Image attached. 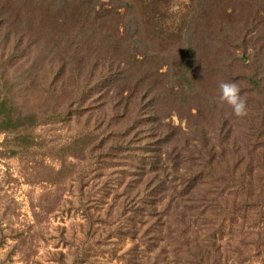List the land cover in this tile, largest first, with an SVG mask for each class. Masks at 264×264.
<instances>
[{
    "label": "rangeland",
    "instance_id": "rangeland-1",
    "mask_svg": "<svg viewBox=\"0 0 264 264\" xmlns=\"http://www.w3.org/2000/svg\"><path fill=\"white\" fill-rule=\"evenodd\" d=\"M101 1L0 0V264H264V0Z\"/></svg>",
    "mask_w": 264,
    "mask_h": 264
},
{
    "label": "clouds",
    "instance_id": "clouds-1",
    "mask_svg": "<svg viewBox=\"0 0 264 264\" xmlns=\"http://www.w3.org/2000/svg\"><path fill=\"white\" fill-rule=\"evenodd\" d=\"M219 102L231 106L233 114L237 117H244L248 114L246 98L241 95V88L235 82H220Z\"/></svg>",
    "mask_w": 264,
    "mask_h": 264
},
{
    "label": "trees",
    "instance_id": "trees-1",
    "mask_svg": "<svg viewBox=\"0 0 264 264\" xmlns=\"http://www.w3.org/2000/svg\"><path fill=\"white\" fill-rule=\"evenodd\" d=\"M86 3L89 6H91V5L96 3L98 5V9L97 10H99V11L107 10V8L105 6H103L104 3L101 0H86ZM127 13L128 14H124L123 15V17H125L123 20H124V22L125 21H127L128 23L130 22L129 34L137 36L138 35V30L136 28V23L133 22L135 16L133 15V12L131 10H128Z\"/></svg>",
    "mask_w": 264,
    "mask_h": 264
}]
</instances>
